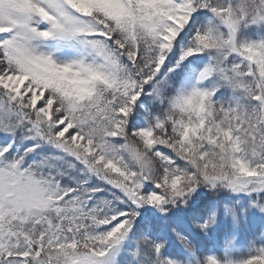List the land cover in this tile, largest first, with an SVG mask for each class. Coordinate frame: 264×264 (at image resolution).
Segmentation results:
<instances>
[{"label":"snow or ice","instance_id":"snow-or-ice-1","mask_svg":"<svg viewBox=\"0 0 264 264\" xmlns=\"http://www.w3.org/2000/svg\"><path fill=\"white\" fill-rule=\"evenodd\" d=\"M201 187L264 264V0H0V264H181L138 210Z\"/></svg>","mask_w":264,"mask_h":264},{"label":"trees","instance_id":"trees-1","mask_svg":"<svg viewBox=\"0 0 264 264\" xmlns=\"http://www.w3.org/2000/svg\"><path fill=\"white\" fill-rule=\"evenodd\" d=\"M213 195V196H212ZM234 194L227 190H212L206 187L198 188L189 198L188 203L178 209H170L167 213H160L156 208L144 206L139 209L140 233L149 239L163 243L161 256L173 260H180L181 264H195L196 260L202 261L209 255L216 256L221 261L225 259L242 258L247 252L246 237L244 232H237L226 239L227 223L218 231H213L205 236H200L194 231L193 222L202 223L214 209L219 220L230 217L225 211L230 206ZM185 236L195 249V258L189 257L183 245L177 242L175 233ZM136 235L129 234L131 239H126L122 247L134 246Z\"/></svg>","mask_w":264,"mask_h":264},{"label":"rangeland","instance_id":"rangeland-1","mask_svg":"<svg viewBox=\"0 0 264 264\" xmlns=\"http://www.w3.org/2000/svg\"><path fill=\"white\" fill-rule=\"evenodd\" d=\"M42 50H51L54 52V55L56 56V58L58 59H68L73 57L76 54V45L74 42H62V41H57V40H46V41H39L37 42ZM213 196V195H212ZM139 218V216L137 217V219ZM232 217H228V218H224L222 220H219L216 217V223L211 225L206 232H201L199 230H194L196 233H198L200 236H205L209 233H212L214 230H216L217 228H219L220 226H222L223 224L227 223L229 224L231 222ZM124 241L122 244V247L125 245ZM177 242L181 243L179 240H177ZM128 248L130 247H125L124 249L128 250ZM130 251V250H128ZM122 254H124L122 252ZM186 264H191V263H186Z\"/></svg>","mask_w":264,"mask_h":264}]
</instances>
